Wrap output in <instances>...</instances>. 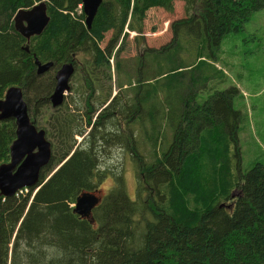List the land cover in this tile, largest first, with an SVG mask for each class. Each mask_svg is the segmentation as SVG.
I'll return each mask as SVG.
<instances>
[{"label": "trees", "instance_id": "obj_1", "mask_svg": "<svg viewBox=\"0 0 264 264\" xmlns=\"http://www.w3.org/2000/svg\"><path fill=\"white\" fill-rule=\"evenodd\" d=\"M38 1L0 0V98L20 85L26 102L29 86L32 98L45 94L48 100L54 72L65 62L76 65L72 79L80 75L82 92L92 97L98 67L109 66L105 52L110 55L119 40L121 48L127 32L141 33L149 8L172 12L174 0H102L89 29L81 0H46L48 26L25 51L13 16ZM182 1L184 15L170 23V40L137 54L133 78L118 80L111 98L97 99L99 108L109 103L95 119L99 108L86 98L90 129L80 143L74 136L85 130L62 108L65 97L56 108L62 113L54 119V137L45 132L60 155L55 160L52 152L35 193L0 195V264H264V165L240 171L236 88L204 96L210 82L225 75L216 65L221 38L241 30L264 0ZM33 56L52 61L53 68L37 75ZM28 113L36 124L37 112ZM117 117L126 121L127 133L106 129ZM14 132L13 119L0 122V163L9 159ZM108 134L133 158L135 196L114 185L90 217H82L73 204L98 189L95 151Z\"/></svg>", "mask_w": 264, "mask_h": 264}, {"label": "rangeland", "instance_id": "obj_2", "mask_svg": "<svg viewBox=\"0 0 264 264\" xmlns=\"http://www.w3.org/2000/svg\"><path fill=\"white\" fill-rule=\"evenodd\" d=\"M183 15L182 0L173 1L172 12L159 7L149 8L142 21V32L137 36L132 32H127L121 43V48H118L121 42L119 40L117 45L112 48L110 55L105 52L109 66H106L105 70L103 68L105 64L98 67L100 79L92 97L87 98L86 92H82L84 89L81 88L80 75L76 79L70 80V90L65 93V102L67 103L63 104L62 108H66L70 110L71 114L76 115L77 122L85 130L83 135L74 136L77 144L82 141L90 129L85 122L84 114L87 109H85L84 101L88 99L97 110L99 108L98 98L101 96H110L111 98L117 92L116 83L118 80L125 82L129 78H133L137 54L145 47L159 48L167 43L172 36L170 23ZM110 35V31L105 33L103 41L100 42L102 48L106 46ZM135 37H138L137 41ZM117 63L121 65L119 72ZM216 65L223 70L224 78L213 79L210 82L209 91L204 96L212 94L214 91L230 87L236 88L237 91L232 95V107L241 115L237 127V146L240 154V171L245 173L256 163L264 165V7L253 12L241 30L229 32L221 38L216 53ZM125 87L127 86L125 85ZM50 88L51 86L48 87V92ZM33 94L35 93L29 86L26 102L28 111H36L38 114L36 124H34L39 126L37 122H42L41 118H44L43 129L51 130L54 137L52 125L54 119L60 117L62 112L51 106L50 102L45 99V94L32 98ZM93 115L95 116V114ZM32 116L34 115L29 113V117L32 118ZM116 121L115 124L106 123V129L114 132L115 129H119L120 133H127L126 121L119 117L116 118ZM137 134L138 132L134 130V135ZM48 139L52 142L51 144L55 143V139L52 137H48ZM141 139L146 141L143 135ZM100 142L102 145H99L95 151L98 165L96 174L100 181L98 196L103 197L114 185L121 184L127 196L133 199L136 190V173L132 156L124 146L115 142L113 135L108 134L105 136V140ZM143 143L145 144V142ZM142 149L146 153L145 147ZM52 152L56 160L60 151L56 154L52 149Z\"/></svg>", "mask_w": 264, "mask_h": 264}, {"label": "water", "instance_id": "obj_3", "mask_svg": "<svg viewBox=\"0 0 264 264\" xmlns=\"http://www.w3.org/2000/svg\"><path fill=\"white\" fill-rule=\"evenodd\" d=\"M101 2L102 0H81L87 29L90 28ZM49 20L45 1L16 11L13 27L25 39V51H28L30 38L41 35L47 28ZM33 57L37 75H44L54 66L52 61L41 63L35 56ZM73 66V62L63 63L56 70L55 87L48 97L52 107L63 103L65 93L70 89L69 75L73 72ZM6 91L5 98L0 99V122L7 119L14 120L15 138L9 147V162L0 164V195L11 197L22 188L36 186L40 171L50 161L52 146L46 138L45 130L37 128L30 120L22 88L18 85L10 86ZM99 200L100 198L94 193H81L76 199L74 211L82 217L89 218Z\"/></svg>", "mask_w": 264, "mask_h": 264}, {"label": "bare ground", "instance_id": "obj_4", "mask_svg": "<svg viewBox=\"0 0 264 264\" xmlns=\"http://www.w3.org/2000/svg\"><path fill=\"white\" fill-rule=\"evenodd\" d=\"M68 63V62H67ZM73 72H74V66H73ZM73 72H71V74L69 75V80H70V77H71V75L73 74ZM54 77H55V75H54ZM11 86H17V85H11ZM18 86H20V85H18ZM10 87V86H9ZM21 87V86H20ZM55 87V86H54ZM22 88V87H21ZM8 89V88H7ZM6 89V90H7ZM5 90V91H6ZM54 90V89H53ZM7 92V91H6ZM53 92V91H52ZM22 95H23V90H22ZM5 98V92H4V95H3V97L2 98H0V99H4ZM24 98V97H23ZM25 100V99H24ZM15 137V136H14ZM10 147V146H9ZM7 162H9V159H8V161ZM3 163H5V162H3ZM63 163V162H62ZM1 164V163H0ZM37 185V184H36ZM37 190V186H35L34 187V191L32 192V194L33 193H35V191ZM25 192H27V190L25 191ZM25 192H23V193H25ZM90 193H94L97 197H99L98 196V193H99V190L97 189V190H95V191H93V192H90ZM100 198V200H101V197H99ZM77 199V198H76ZM75 203H76V200H75ZM75 203L73 204V211H74V207H75ZM75 212V211H74ZM75 213H77V212H75ZM78 215H80L79 213H77Z\"/></svg>", "mask_w": 264, "mask_h": 264}, {"label": "flooded vegetation", "instance_id": "obj_5", "mask_svg": "<svg viewBox=\"0 0 264 264\" xmlns=\"http://www.w3.org/2000/svg\"><path fill=\"white\" fill-rule=\"evenodd\" d=\"M65 63H67V62H65ZM63 64V63H62ZM61 64V65H62ZM60 65V66H61ZM76 67V65H74V68ZM53 68V67H52ZM51 68V69H52ZM50 69V70H51ZM58 69V68H57ZM56 69V70H57ZM56 70H55V72H56ZM55 72H54V74H55ZM73 74H74V72H73ZM73 74L71 75V77H70V80H72V78H73ZM69 80V81H70ZM54 86H55V77H54V83H53V86H52V89L49 91V95L52 93V91H53V89H54ZM49 95H48V97H49ZM108 103H109V101L108 102H106V103H104L103 105H102V107H100L97 111H96V113H95V116H94V119H95V117L103 110V108H105L107 105H108ZM62 105V104H61ZM61 105H59V106H57V107H54L55 109L56 108H58V107H60Z\"/></svg>", "mask_w": 264, "mask_h": 264}]
</instances>
